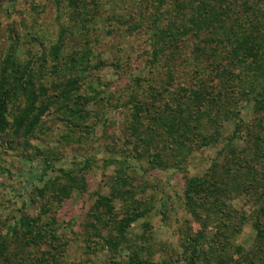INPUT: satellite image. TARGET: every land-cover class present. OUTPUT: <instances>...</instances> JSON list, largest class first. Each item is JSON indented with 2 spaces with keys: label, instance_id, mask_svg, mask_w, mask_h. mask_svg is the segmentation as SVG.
Segmentation results:
<instances>
[{
  "label": "rangeland",
  "instance_id": "1",
  "mask_svg": "<svg viewBox=\"0 0 264 264\" xmlns=\"http://www.w3.org/2000/svg\"><path fill=\"white\" fill-rule=\"evenodd\" d=\"M101 1V7L92 23L82 26L80 17L75 20L72 18L75 9L69 6L68 0H0V63L9 56L23 65L37 60L39 56L41 61L48 56L46 66L42 68L41 76L39 75L40 80L36 81L37 86L40 83L48 88V95L38 104L44 115L38 124L31 127L27 118L19 117L22 125L16 132V118L25 106L21 97L15 103L14 111L8 114L12 124L11 132L0 136V235L7 231L10 223L24 215H41L42 223L46 224L48 216L44 213L47 208L44 205L48 204L51 207L50 215L55 216L61 224L55 225L57 239L49 237L56 247L45 239L38 244L21 246L23 238L11 237V254L19 255L14 261L15 264H54L55 258L60 264H107V249L101 246L98 236H91L94 233L90 235L88 211L94 202V193L100 192L111 197V184L117 166L108 164L107 160L125 156L130 158L129 161L134 166L132 173L137 178L135 183H139V188L142 189L139 195H143L154 205L147 216L139 219L130 228L132 243L141 246L144 257L168 264H183L184 252L179 231L185 218L189 217L181 200L186 177H202L214 161L226 162V154L220 152L234 130L236 119L224 122L223 134L217 143L203 145L199 139L193 145L192 151L183 154L187 156L185 163L181 159L183 155L171 156L168 167L162 169L151 167L145 148H137L130 142L135 139L128 129L132 116L130 101L134 98L131 88L141 79L149 78L150 84L164 90L166 97H176L180 86L195 85L199 77L196 78L195 74L196 41L188 35L184 42L179 43L180 52L176 55L173 82L166 84L169 79L165 64L168 62L165 60L168 52L161 60L163 65L157 69L151 71L146 64L150 51V33L147 32L150 22L147 20L150 19L157 1ZM173 1L166 0L171 6H167L169 9L173 8ZM234 1L238 4L237 9L240 6L244 9L247 3L253 8L261 7L264 13V0ZM248 13L251 17L254 16L252 9ZM262 13L259 18L263 20ZM142 17L146 23L136 28L135 25ZM166 21L162 19V25ZM73 23L78 25L77 29ZM58 42H62L58 55L61 61L59 64L63 65L60 75L53 73L54 59L49 56L52 47ZM75 56L83 62L78 67L68 68ZM200 62L202 65L210 61L202 58ZM34 64L37 69L40 68L37 63ZM79 75L81 85L78 94L83 100L80 104L78 102L77 107L81 111L78 109L64 113L65 107L59 102L49 103L50 98L58 91L53 88V81L67 82ZM206 77L210 78L209 75ZM257 85V89H264V81L259 80ZM240 91V88L236 90ZM74 99L81 101L78 97ZM172 99L169 100L171 104L174 101ZM44 101L47 106L43 104ZM245 101L244 99L242 103ZM71 105H75V102ZM241 115L240 137L236 139V145L239 152L247 156L252 153V144L257 139V142H261L260 146L264 147V111L257 112L254 104H250L242 109ZM153 149L154 152L157 150L156 147ZM88 159L90 164L84 170L88 182L85 192L74 191L62 203H52L49 194L40 196L36 191V188L43 187L50 178H54L59 169L83 168ZM48 160L56 170L44 171ZM252 164L259 177L262 176L264 156L237 167L238 179L244 183L242 194H234L228 199L231 205L245 210L246 213L256 207L257 187L261 186V180L254 179L250 173ZM247 167L248 175L243 174L247 172ZM164 198L169 207L168 220L160 213ZM115 209L118 212L123 210V201L119 198L115 201ZM45 227L49 229L48 225ZM193 227L194 231L200 229L198 223H193ZM255 235L256 231L248 222L241 233L235 236V242L246 249L253 248ZM26 238L31 240V235L27 234ZM121 255L118 259L123 257ZM41 257H45V260H41ZM0 264H4L2 258Z\"/></svg>",
  "mask_w": 264,
  "mask_h": 264
},
{
  "label": "trees",
  "instance_id": "2",
  "mask_svg": "<svg viewBox=\"0 0 264 264\" xmlns=\"http://www.w3.org/2000/svg\"><path fill=\"white\" fill-rule=\"evenodd\" d=\"M156 1L157 5L147 20L150 22L147 30L150 33L147 66L151 71L157 69L163 65L161 60L168 52L165 57L168 62L165 64L169 79L165 83L173 82L176 55L180 52L179 43L191 35L196 41L194 60L198 63L196 62L195 74L196 78L199 77L195 85L180 86L176 97H166L165 91L151 85L149 78L136 83L135 87L131 88L134 98L130 101L132 116L128 125L129 133L134 135L135 139L130 142L137 148H145L151 167L162 169L168 167L171 156H182L186 151H190L199 139L203 145L217 143L223 134L224 122L236 119L234 130L220 152L226 154V162L214 161L202 177H186L181 200L189 217L185 218L184 227L181 226L179 231L184 252L183 264H264V170L259 177L253 164L249 168L253 178L261 180V186L257 187L259 189L256 207L250 213L236 208L228 200L234 194H242L244 183L239 181L236 168L264 156V147L260 146L258 139L253 142L254 149H250L252 153L245 155L246 158L236 145V139L240 137L239 122L242 120V109L254 104L257 112L264 111V89H257V82L264 81V18H259L261 7L253 8L246 3L244 9L241 6L237 9L238 4L234 0H174L173 8L169 9L166 0ZM68 2L69 6L75 9L72 18L75 20L80 17L81 25L85 26L88 22L92 23L102 1ZM165 6L167 8H164ZM249 9H252L253 17L248 13ZM165 14L166 17H163ZM142 18L135 25L136 28L146 23L144 17ZM162 19L167 20L164 25ZM73 24L77 29L78 25ZM61 45L62 42L56 43L49 55L54 59L52 71L59 75L63 69L58 59ZM47 58L48 56L41 61L39 56L37 60L23 65L9 56L0 63V136L11 132L12 124L8 114L14 111L15 103L21 97L25 106L16 118V132L22 125L20 118H27L31 127L38 124L44 115L38 104L48 95V88L40 83L37 86L36 81L40 80L39 75L41 76L42 68L46 66ZM76 58L75 56L71 59L72 65L68 68L80 66L83 61ZM202 58L210 62L201 65ZM34 63L40 68L37 69ZM207 75L210 78L206 77ZM80 77H73L67 82L53 81V88L58 91L50 98L49 103L59 102L65 107L64 113L78 110V102L80 104L83 100L78 94ZM238 88L241 89L240 92H236ZM75 97L79 100L81 98V101L75 100ZM170 99L174 100L175 105L169 102ZM244 99L246 101L243 104ZM72 102L77 105H71ZM261 121L260 118L259 122ZM155 147L157 150L154 152L152 150ZM186 157H181L184 163ZM129 159L125 156L107 160L108 164L117 166L111 184V197L100 192L94 193L95 199L88 211L90 235L94 233L91 236H98L101 246L107 249V264H168L144 257L141 246L132 243L130 228L139 219L147 216L154 205L143 195H139L142 189L139 188V183H135L137 178L132 173L134 166ZM45 164V172L49 169L56 170L51 161L48 160ZM89 164L88 159L83 168L59 169L54 178H50L43 187L36 188V191L40 196L49 194L52 203H62L71 197L74 191L85 192L88 182L84 170ZM248 171L247 167V172L243 174L248 175ZM118 198L123 201L121 212L115 209V201ZM44 206L47 207L44 212L48 216L46 224L42 223L41 215H24L10 223L7 231L0 235V258L4 264H15V259L19 257L18 254H11L9 239L14 236H17L16 239L23 238L21 246L38 244L40 240L45 239L56 247L49 237L57 239L55 225L61 224L55 216L50 215L49 204ZM161 207L160 213L168 220L169 207L165 198L161 201ZM248 222L256 231L255 244L250 249L235 242V236L241 233L243 226ZM193 223H198L200 229L194 231ZM45 225H48L49 229H46ZM145 226L149 227V224L145 223ZM27 234L31 235V240L26 238ZM121 254L123 257L118 259ZM40 259L44 261L45 257ZM54 264H60L56 258Z\"/></svg>",
  "mask_w": 264,
  "mask_h": 264
}]
</instances>
